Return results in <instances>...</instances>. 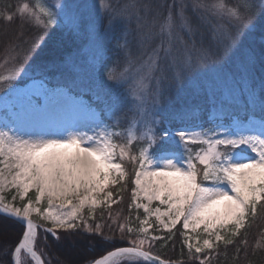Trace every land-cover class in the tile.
I'll list each match as a JSON object with an SVG mask.
<instances>
[{
  "label": "snow or ice",
  "instance_id": "snow-or-ice-1",
  "mask_svg": "<svg viewBox=\"0 0 264 264\" xmlns=\"http://www.w3.org/2000/svg\"><path fill=\"white\" fill-rule=\"evenodd\" d=\"M0 19L19 20L21 28L7 45L11 68L0 74V218L22 228L15 244L0 240V264H23L22 252L34 264H50L42 249L37 252L41 231L45 241L82 231L106 244L115 242L118 231L127 241L82 264H182L151 252L153 241L171 239L181 223L189 257L199 264L214 243L235 245L230 237L240 235L258 206L264 208V37L259 51L245 47L248 37L264 29V0H21L0 12ZM25 24L42 31L23 40L27 48L17 42ZM57 29L87 35L98 75L90 87L103 89V97H95L102 108L86 101L75 81L52 84L46 67L28 76L31 56ZM24 77L31 82L21 86ZM186 89L213 102L219 95L223 118L205 127L193 110L173 109V98ZM225 92L234 101L245 97L243 118L225 106ZM174 123L183 126L173 129ZM130 177L128 208L143 209L145 218L137 216L139 228L127 221L106 235L90 221L101 203L113 219L116 201L106 189ZM153 201L165 207L153 208ZM153 216L170 233L167 238L148 235ZM190 228L202 229L195 242ZM240 244L237 256L242 250L247 256V239Z\"/></svg>",
  "mask_w": 264,
  "mask_h": 264
},
{
  "label": "trees",
  "instance_id": "trees-1",
  "mask_svg": "<svg viewBox=\"0 0 264 264\" xmlns=\"http://www.w3.org/2000/svg\"><path fill=\"white\" fill-rule=\"evenodd\" d=\"M21 2V0H0V12L7 11L11 5H15ZM115 2V0H113ZM123 2V0H121ZM210 2V0H209ZM228 3H235V0H228ZM21 31L20 21L15 20L12 23H6L0 19V71H4L6 64L11 63L10 60L6 61L9 53L7 51V45L10 41H13L17 33ZM23 38L21 43L24 48L28 47V44H23V40L31 41L34 37L42 34V31L37 28H33L30 25L25 24L23 29ZM119 33V27L117 28V34ZM264 37V29L258 28L257 31L245 41V47L249 45L259 51L261 45V39ZM87 35H70L67 32L57 29L48 38L47 42L38 49L36 54L31 56L29 63L31 68L29 73L32 76H38L39 70L42 67L47 68V75L52 84H72L73 81L79 86L78 91L82 94L86 101H89L97 108H102L103 104L98 102L95 97L102 93L99 91V87H90L92 84H98V75L95 72L92 62L91 64L85 62L83 69L86 73L82 80H79L73 68L70 67V58L82 56L84 52V46L87 44ZM82 61H85L82 59ZM5 67V68H4ZM10 67V65H7ZM4 68L3 70H1ZM95 74V77H91L87 74ZM259 75V74H258ZM28 81H19L20 85H23ZM85 82L86 84H83ZM86 85V86H84ZM2 91H0V95ZM211 102L208 96L203 95L200 100H194L193 107L195 108V115L198 117L199 122H202L205 127H210V119L223 118V112L214 114L209 112L211 110ZM242 104H232L230 107L234 114L243 118L244 112L242 111ZM229 122L225 120V123ZM126 121L122 122L120 127L126 126ZM197 120L190 121V124L195 125ZM183 125L174 123L173 129L182 127ZM116 140L121 142V138L117 137ZM137 144L133 145V151L135 152ZM126 167L129 171L132 170V165L125 161ZM129 181L121 182V185L112 187L113 196L118 201L110 211L113 219H109V209H100L94 213L95 220L90 223H99L102 226V230L106 235H111L109 231L111 228L113 231L117 229V226L122 223L130 221L128 226L136 228L131 224L137 216L143 217V213L136 211L134 208L129 210L128 205L131 202V188L133 185ZM123 187L124 190L120 191L119 188ZM123 197L122 200L119 197ZM119 213V217H117ZM127 218V220H126ZM115 220V222H113ZM42 224V223H41ZM43 225V224H42ZM46 226V225H45ZM22 228L16 225L12 221L4 220L0 218V240H7L11 244H15L20 238ZM171 239L156 240L152 242L151 252L153 255L159 256L165 261H180L182 264H199L198 260H192L189 257L187 247L184 245V236L181 235L183 231L181 228L172 232ZM264 208L258 206V211L255 218L249 217L246 227L241 229V233L237 237L232 239L235 241V245H225L223 242L217 244L212 250H207L205 253L200 254V259H205V264H264ZM170 233H163L162 236L167 238ZM45 233L39 232V240L36 248L40 254L41 249L44 253V259L50 261V264H82L85 259L95 260L102 257L106 252L113 250L117 247L128 246L127 241H121L119 232L116 231L115 242L111 244L103 243L99 236H88L81 232L80 235L71 237L70 239H64V234L61 233V240L55 241L51 236L44 240ZM135 238V235L133 236ZM247 239V256L245 251H240L239 255L236 254V247L243 248L240 241ZM257 243H260L262 247L256 248ZM9 258H5L7 260ZM127 264V263H124Z\"/></svg>",
  "mask_w": 264,
  "mask_h": 264
},
{
  "label": "rangeland",
  "instance_id": "rangeland-1",
  "mask_svg": "<svg viewBox=\"0 0 264 264\" xmlns=\"http://www.w3.org/2000/svg\"><path fill=\"white\" fill-rule=\"evenodd\" d=\"M68 3H78V4H89V3H92L93 0H67ZM87 40H88V37H87ZM84 54L82 56H79L78 58L80 59H75L76 57H71L70 60V67L74 69L75 73H76V76L79 80H82L83 77H85L86 73L84 71V69L82 68L83 67V64L85 62L90 63L92 62V50H91V46L89 44V40L87 42V44H85L84 46ZM82 59H84L85 61H82ZM86 64V63H85ZM7 65H10V67H7ZM6 67V68H5ZM4 68H2L1 70L4 69V71H0V74H3V75H6L7 72L10 70L11 68V63H8L6 64ZM89 76H91L92 78L95 77V74H87ZM28 76H32L30 73H28ZM23 81H28L27 83H30L31 81L28 79V77H24ZM83 84H86L85 82H83ZM23 86V85H21ZM86 86V85H84ZM101 93H102V96L104 95V91L103 89L99 90ZM3 94V93H2ZM1 94V95H2ZM203 95H206L208 96L206 93L202 92V91H197L195 89H186L179 97H174L173 98V102H172V108L173 109H177V108H189L193 111H195V108L193 107V102L194 100H200V98L203 96ZM224 97H225V100H224V104L225 106H232V104H242L244 105L245 103V97L243 95H241L238 100L234 101L232 100L231 96L229 95L228 92H225L224 93ZM209 98V96H208ZM210 99V98H209ZM210 102H211V110L209 108V112L211 113H214V114H218V113H222V111L220 110V99H219V95L217 97V101L216 102H213L211 99H210ZM2 111V110H0ZM118 142V141H117ZM119 143V142H118ZM116 185H111L109 186V188L106 189V191H109L111 190L112 187H115ZM5 197H6V200H10L11 199V196L13 195V192L11 191H8V192H5L4 193ZM100 195V199L103 201V198H104V194L101 193L99 194ZM28 198H31V199H34L35 198V193L34 192H30L29 193V196ZM113 200L116 201V203H113L111 205V208L113 206H115V204L118 203V201L116 200V198L113 196L112 197ZM26 202V201H25ZM141 202H147V201H141ZM17 205L19 206L20 204V201H19V198L17 199ZM47 205L44 204L42 205L41 207H46ZM153 208L157 207V206H160L162 209L165 207V206H162V205H158V202L156 201H153L152 202V205H151ZM136 211H139V212H142L143 213V217L142 218H139V220H143L145 218V213L143 212V209H139L137 210L135 207H133ZM100 209H109L107 203H101L100 205L97 206L96 208V211L97 210H100ZM95 211V212H96ZM33 219L38 222L39 224H45L44 221L40 220L39 217L35 216V214L33 215ZM167 219V218H165ZM139 220H137V217L135 218V220H133L131 222V224L134 223V225L136 226V228H139L141 227L140 225V222ZM149 224L151 225V227H149V231H148V235L149 236H162L163 233H169L167 229H164L162 226H158V222L156 221L155 217H150L149 218ZM47 227H51L50 224L46 225ZM133 227V226H132ZM134 228V227H133ZM181 228V230L183 232H185V230L183 229L182 227V223L181 224H177L176 227L174 229H172V232L176 231L177 229ZM202 229H197L196 232H193L191 230V228L189 230H187V233L188 235L192 236L193 237V242H195V237L197 235L198 232H201ZM224 233L222 232V235ZM206 238L205 236L201 235L200 236V242L202 244V241L203 239ZM230 238H233V237H230ZM214 239V238H213ZM222 242V241H221ZM220 243V242H216L214 243V246H213V249L217 246V244ZM148 245L146 244L145 245V248L147 249ZM207 251V250H206ZM39 254V253H38ZM22 256V260H23V264H34L33 261H31L30 259H28L24 253L21 254ZM124 263H127V262H122V264Z\"/></svg>",
  "mask_w": 264,
  "mask_h": 264
},
{
  "label": "water",
  "instance_id": "water-1",
  "mask_svg": "<svg viewBox=\"0 0 264 264\" xmlns=\"http://www.w3.org/2000/svg\"><path fill=\"white\" fill-rule=\"evenodd\" d=\"M22 253H23V252H22ZM22 253H21V254H22ZM160 259H161V258H160ZM161 260H162V259H161Z\"/></svg>",
  "mask_w": 264,
  "mask_h": 264
}]
</instances>
